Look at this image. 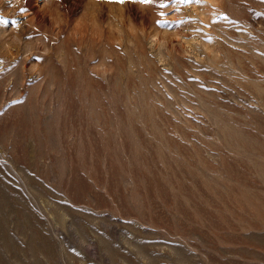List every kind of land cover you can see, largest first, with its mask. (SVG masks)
<instances>
[{"label":"rangeland","instance_id":"rangeland-1","mask_svg":"<svg viewBox=\"0 0 264 264\" xmlns=\"http://www.w3.org/2000/svg\"><path fill=\"white\" fill-rule=\"evenodd\" d=\"M0 21V264H264V0Z\"/></svg>","mask_w":264,"mask_h":264},{"label":"snow or ice","instance_id":"snow-or-ice-1","mask_svg":"<svg viewBox=\"0 0 264 264\" xmlns=\"http://www.w3.org/2000/svg\"><path fill=\"white\" fill-rule=\"evenodd\" d=\"M118 2L123 3L124 0H118ZM140 2H150V0H140ZM180 3H191V2H196L199 3L200 0H179ZM165 5L161 4L160 7H164ZM0 23H6V21H0Z\"/></svg>","mask_w":264,"mask_h":264}]
</instances>
